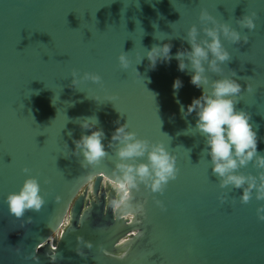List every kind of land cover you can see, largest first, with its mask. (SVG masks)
<instances>
[{"label":"water","instance_id":"1","mask_svg":"<svg viewBox=\"0 0 264 264\" xmlns=\"http://www.w3.org/2000/svg\"><path fill=\"white\" fill-rule=\"evenodd\" d=\"M201 7L249 37L240 44L221 38L232 57L222 67L224 75L236 72L242 91L240 77L257 89L236 107L250 114L257 151L264 154V0H0V264H264V221L256 215L264 201L241 204V190L232 189L236 203L219 202L228 189L218 187L202 153L195 114L181 113L202 93L175 59L178 50H190L181 38L190 25L199 29ZM250 11L257 13L256 28L240 29L235 18ZM163 43L171 44L172 59L151 68L145 49ZM121 50L130 59L126 70L117 61ZM72 69L98 73L102 86L82 81L77 90L70 86ZM86 116L98 119L94 128L103 130L113 157L108 143L126 122L138 137L162 141L175 154L179 173L163 194L143 185L133 190L134 202L144 203L142 216L113 220L111 209L105 211L113 193L104 180L112 161L83 168L73 154V140L94 130L74 122ZM241 171L256 170L250 163ZM27 175L37 178L45 204L16 219L5 197ZM78 235L93 242L92 249L81 245L83 256L75 251ZM125 249L127 256L117 259ZM55 251L53 262L48 257Z\"/></svg>","mask_w":264,"mask_h":264},{"label":"clouds","instance_id":"2","mask_svg":"<svg viewBox=\"0 0 264 264\" xmlns=\"http://www.w3.org/2000/svg\"><path fill=\"white\" fill-rule=\"evenodd\" d=\"M256 15L255 11L246 12L241 17L235 18V23L240 29L252 31L256 28ZM197 19L200 24L199 29L196 24H192L187 28L186 35L181 38L190 45V50H178L175 54L178 69L180 71L187 69L191 72L190 83L202 89L201 95L193 98L186 110L181 107L182 116L195 114L193 128L203 138L202 153L210 158L211 172L217 178L218 187L221 190L228 189L227 192L222 191L218 195L219 202L235 204L236 197L229 195L232 189L241 190L239 196L241 204H247L253 198L264 201V154L257 151V132L249 122L250 114L236 107L244 93L254 95L257 89L248 79L240 77L239 79L245 80L246 83L242 91L241 84L237 82L236 72L229 69V75H224L222 67L232 57L221 38L232 44H240L247 43L249 37L227 21L218 20L206 8H200ZM170 49V43L153 44L150 49H145L144 56L147 57L149 66L155 68L158 60L170 61L172 59ZM117 61L123 70L130 66L128 53L122 50L117 55ZM207 73L215 74L218 78H210ZM70 76L72 77L70 86H74L77 90H79L77 85L82 81H91L102 86V78L96 72L86 71L80 75L77 70L72 69ZM181 86L182 82L179 79L174 80V90H178ZM90 98L97 100L96 97ZM114 98V94L109 95L107 101H112ZM74 122L82 129H94L90 134L82 132L79 139L73 140L75 145L73 154L82 157L79 160L81 167H95L105 159L112 161L110 175L104 174V180L110 185L113 193L105 204V211L111 209L113 220H129L144 214V203L138 200L134 202L133 190L138 192L143 185L150 193L163 194L169 181L177 178L179 168L176 156L166 149L162 141L153 142L138 137L134 131L128 130L126 122L115 128L108 143V149L114 153L113 157L102 143L105 135L103 130L94 128L98 124L95 116L77 117ZM250 163L256 170L255 174L241 171ZM21 171L30 173L31 170L23 167ZM5 199L8 212L16 219L23 218L28 211L39 212L45 204L40 184L32 175H27L19 189L9 192ZM59 199V196L55 197V200L59 201ZM153 202L162 211L166 210L163 202L155 196ZM256 215L258 220L264 221V203L257 206ZM28 221L31 222V217H28ZM136 222L140 221L136 220ZM142 235L143 233L139 232L137 236ZM76 241L75 251L78 255H84L81 245L88 249L93 248V242L85 240L82 236L78 235ZM95 247L104 255H111L102 243H97ZM126 256L125 249L123 255L117 259H124ZM31 258L38 261L35 250ZM48 258L54 262L57 259V252H51Z\"/></svg>","mask_w":264,"mask_h":264},{"label":"snow or ice","instance_id":"3","mask_svg":"<svg viewBox=\"0 0 264 264\" xmlns=\"http://www.w3.org/2000/svg\"><path fill=\"white\" fill-rule=\"evenodd\" d=\"M65 230H66V228H65ZM62 235H63V233H62ZM123 243V242H122Z\"/></svg>","mask_w":264,"mask_h":264}]
</instances>
